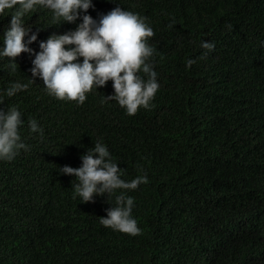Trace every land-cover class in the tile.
<instances>
[{"label": "trees", "instance_id": "1", "mask_svg": "<svg viewBox=\"0 0 264 264\" xmlns=\"http://www.w3.org/2000/svg\"><path fill=\"white\" fill-rule=\"evenodd\" d=\"M115 2L154 33L150 62L160 87L135 115L102 102L114 92L111 81L78 104L32 81L34 55L16 57L14 73L0 59V92L14 81L28 85L0 105L21 112L28 145L0 161V264H264V0ZM93 3V18L117 7ZM11 11L0 16V36ZM23 22L41 29L30 45L36 52L40 41L76 27L40 6ZM204 41L214 48H201ZM31 119L43 136L30 131ZM95 142L125 181L147 177L126 193L139 235L100 223L120 190L109 203L106 195L81 203L75 177L57 173L81 166Z\"/></svg>", "mask_w": 264, "mask_h": 264}, {"label": "clouds", "instance_id": "2", "mask_svg": "<svg viewBox=\"0 0 264 264\" xmlns=\"http://www.w3.org/2000/svg\"><path fill=\"white\" fill-rule=\"evenodd\" d=\"M116 4L117 7L106 14L99 13L93 18L88 14L89 9L95 8L93 0H0V16L12 10L9 25L0 36L3 43L0 59L8 58V70L14 73L16 57L21 53L34 55L30 69L32 81L39 78L49 95L78 104L86 101V94L93 87L99 89L111 81L114 92L105 95L102 102L115 101L128 115H135L141 107H150L160 87L157 72L150 62L154 49L148 38L154 33L146 18ZM37 6L51 10L54 20L76 24L74 30L52 34L40 41L38 52L30 45L38 40L41 29L32 32L23 22L24 16ZM200 46L207 50L214 48V44L207 41ZM195 62L189 59L187 66ZM27 87L19 81L11 82L0 92V105L4 104L5 97L11 98ZM23 123L16 107L0 108V161H11L21 149L28 150L20 134ZM27 123L32 133L43 136V129L35 119ZM80 159L81 166H58L57 173L75 177L77 183L72 187L81 203L95 202V197L105 195L109 203L113 194L120 190L100 223L114 231L139 235L141 229L132 215L134 200L126 193L145 183L146 175L125 181L118 164L101 142H95Z\"/></svg>", "mask_w": 264, "mask_h": 264}]
</instances>
